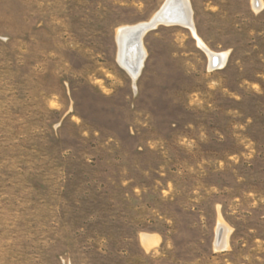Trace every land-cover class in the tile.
I'll return each instance as SVG.
<instances>
[{
    "label": "rangeland",
    "instance_id": "rangeland-1",
    "mask_svg": "<svg viewBox=\"0 0 264 264\" xmlns=\"http://www.w3.org/2000/svg\"><path fill=\"white\" fill-rule=\"evenodd\" d=\"M165 1L0 0V264H264V5L190 0L134 79Z\"/></svg>",
    "mask_w": 264,
    "mask_h": 264
},
{
    "label": "bare ground",
    "instance_id": "bare-ground-1",
    "mask_svg": "<svg viewBox=\"0 0 264 264\" xmlns=\"http://www.w3.org/2000/svg\"><path fill=\"white\" fill-rule=\"evenodd\" d=\"M191 3L190 0H166L161 8H159L148 21L118 28V61L134 79L140 75L147 54L143 43V38L147 33L146 26H151L154 29L161 25L171 26V24L167 23V20L162 17V15H165V9L168 11L171 10L170 14L175 16V21H178V24L175 23V25H182L190 28L194 35L197 36L193 20L194 10L192 9ZM252 3L255 9H261L264 5L262 0H252ZM167 7H169V9ZM198 42L200 47L209 55L211 63L214 61L213 59H216L218 65H225L228 52H215L209 49L201 39H199ZM228 234L229 228L220 221L217 230L218 243H216V248L228 247ZM143 242L146 248L150 247L153 243L147 235L143 236Z\"/></svg>",
    "mask_w": 264,
    "mask_h": 264
},
{
    "label": "water",
    "instance_id": "water-1",
    "mask_svg": "<svg viewBox=\"0 0 264 264\" xmlns=\"http://www.w3.org/2000/svg\"><path fill=\"white\" fill-rule=\"evenodd\" d=\"M167 8L169 9V7H167ZM167 11L168 10L165 9V11H164L165 15H162L163 19L167 20V23H170L171 25H175V23L178 24V21H175L176 20L175 16L173 14L172 15L170 14L171 10H169L168 13H167ZM162 17H161V19H162ZM146 29H147V32H149V31L153 30L154 28L151 26H148V27L146 26ZM213 60L214 61H212L211 66L216 68L218 66V62L216 61V59H213Z\"/></svg>",
    "mask_w": 264,
    "mask_h": 264
}]
</instances>
